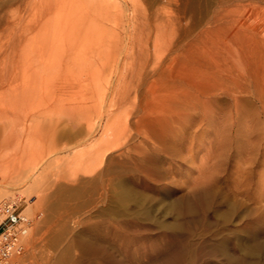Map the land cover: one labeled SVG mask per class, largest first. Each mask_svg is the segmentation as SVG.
I'll return each mask as SVG.
<instances>
[{
	"label": "rangeland",
	"instance_id": "374dc122",
	"mask_svg": "<svg viewBox=\"0 0 264 264\" xmlns=\"http://www.w3.org/2000/svg\"><path fill=\"white\" fill-rule=\"evenodd\" d=\"M3 184L32 264H264V0H0Z\"/></svg>",
	"mask_w": 264,
	"mask_h": 264
},
{
	"label": "built area",
	"instance_id": "2783aa9c",
	"mask_svg": "<svg viewBox=\"0 0 264 264\" xmlns=\"http://www.w3.org/2000/svg\"><path fill=\"white\" fill-rule=\"evenodd\" d=\"M29 222L13 201H0V264H32L24 239Z\"/></svg>",
	"mask_w": 264,
	"mask_h": 264
},
{
	"label": "bare ground",
	"instance_id": "6f19581e",
	"mask_svg": "<svg viewBox=\"0 0 264 264\" xmlns=\"http://www.w3.org/2000/svg\"><path fill=\"white\" fill-rule=\"evenodd\" d=\"M189 93V92H188ZM187 93V94H188ZM206 101V100H205ZM163 102V101H162ZM183 103V104H182ZM179 107L181 108H178L177 109V106L175 109H177L178 111H174V112H171V111H165L163 112L164 114L162 115V117L158 118V120L161 122H157L158 125L157 126H161L163 130H171V131H174L176 133V131H185L186 130L188 131V129L191 131V129L199 124H201L204 120L207 121L209 118L212 119L213 117H209V110H207V103H205L202 99H200L199 97L198 98H189V99H181L179 101ZM206 104V105H205ZM175 105H176V102H175ZM133 107V106H132ZM171 107V106H170ZM167 109V108H166ZM170 109V108H169ZM172 109V108H171ZM180 109V110H179ZM165 110V109H164ZM138 112V111H137ZM160 112V111H159ZM194 113L195 115L197 114V116H194ZM137 114V113H136ZM140 114V113H139ZM148 115V113L146 114ZM153 115V114H152ZM124 116V115H123ZM212 116V115H211ZM158 117V115H157ZM154 118V117H152ZM150 121H151V118H149ZM209 119V120H210ZM126 120V119H125ZM153 120V119H152ZM139 121V120H138ZM149 121V120H148ZM149 121V123H150ZM211 121V120H210ZM209 121V122H210ZM213 121V120H212ZM137 122V120H136ZM208 122V123H209ZM134 123V122H133ZM153 123V122H152ZM204 123V122H203ZM206 123V122H205ZM210 124V123H209ZM208 124V126H209ZM153 126V124H152ZM156 126V125H155ZM201 126V125H199ZM204 126V125H202ZM201 126V127H202ZM207 126V125H206ZM202 129V128H201ZM107 130V129H106ZM111 130V129H110ZM176 130V131H175ZM171 131H169L171 133ZM163 132V131H162ZM166 132V131H165ZM184 132V133H185ZM189 132V131H188ZM192 132V131H191ZM106 133V132H105ZM104 133V134H105ZM187 133V132H186ZM164 134V132H163ZM167 134V132H166ZM181 135V132L178 133ZM183 134V133H182ZM189 134V133H188ZM192 134V133H191ZM106 135V134H105ZM115 135V134H113ZM112 135V136H113ZM174 135V134H173ZM104 136V135H103ZM107 136V135H106ZM183 135H181L182 137ZM190 136V135H189ZM115 137V136H113ZM103 138V137H102ZM101 138V139H102ZM179 138V137H178ZM186 138V136H185ZM106 139V138H105ZM105 139H103V141H105ZM114 140V138H113ZM112 140V141H113ZM109 141V140H108ZM118 141V140H117ZM182 141V140H181ZM91 146V145H90ZM118 147V146H117ZM106 151V150H105ZM26 173V172H25ZM29 173V172H28ZM263 174V173H262ZM23 175V174H22ZM31 176V175H30ZM24 180V179H23ZM26 180V179H25ZM29 180V179H27ZM30 181V180H29ZM22 183V182H21ZM28 183V181H27ZM24 185L26 184V181H24L23 183ZM30 187H31V184H28ZM27 186V187H29ZM10 189V185H6V184H3V185H0V193H4L5 191L9 190ZM21 189V188H20ZM32 202V201H31ZM34 202V201H33ZM25 212V211H24ZM29 212V211H28ZM28 231V230H27ZM26 241V240H25ZM32 263V262H31Z\"/></svg>",
	"mask_w": 264,
	"mask_h": 264
}]
</instances>
